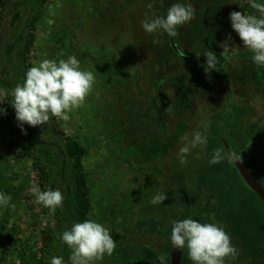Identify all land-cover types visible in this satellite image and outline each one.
<instances>
[{
  "label": "rangeland",
  "instance_id": "374dc122",
  "mask_svg": "<svg viewBox=\"0 0 264 264\" xmlns=\"http://www.w3.org/2000/svg\"><path fill=\"white\" fill-rule=\"evenodd\" d=\"M42 1L0 0V108L6 110L0 115V192L12 196L19 189L17 198L10 201L15 207L0 208V264H50L53 256H62L64 264H69L60 236L73 225L66 207L71 173L61 172L57 147L62 145V136L58 130L79 137L86 146L84 167L92 201L89 219L101 223L112 235L128 227L136 208L160 189L167 192L172 207L164 225L171 226L181 217L183 209L174 206L179 202L178 193L194 187L198 175L210 168L212 156L207 143L192 149L186 165L181 166V137L191 139L200 130L210 136L211 144H219L220 137L237 147L236 137L246 136L245 128L238 124L240 116L247 126L264 125V81L252 61L253 53L243 48L229 20L233 11L259 17L250 0ZM173 3L193 9V18L179 26L174 37L181 50L177 57L168 35L148 34L141 26L146 18L165 15ZM229 34V43L240 49L231 60H225L220 45ZM206 51L215 52L219 61L210 74L203 67ZM70 55L76 56L82 70L93 73L92 91L82 106L69 113L68 120L51 117L43 126L25 125L28 131L24 134L15 114L5 108L6 100L11 103V91L23 83L24 68ZM160 75L166 79L163 96L157 108H150L155 102L148 98L164 80ZM176 98L186 99V107L176 108L175 103L180 104ZM145 115L151 120L135 122ZM32 139L45 141L47 151L41 160L50 176L48 184L53 183L55 187L50 189L60 190L64 196L63 206L51 215L36 203L31 191L46 189L24 152ZM180 180L183 188L177 187ZM205 193L199 205L205 206L209 199L213 205L215 199L208 190ZM190 218L218 224L212 211L201 216L199 211L191 212ZM95 264L107 263L101 259Z\"/></svg>",
  "mask_w": 264,
  "mask_h": 264
},
{
  "label": "clouds",
  "instance_id": "9594fccd",
  "mask_svg": "<svg viewBox=\"0 0 264 264\" xmlns=\"http://www.w3.org/2000/svg\"><path fill=\"white\" fill-rule=\"evenodd\" d=\"M151 7V5H149ZM250 7L256 9L260 16L233 11L229 15L232 30L239 36L243 48L253 53L252 61L259 67H264V3L250 0ZM193 18L190 5L173 3L165 15L146 18L142 28L148 34L177 35V28L188 23ZM232 40L231 34L220 46L222 56L231 60L240 49ZM157 41H154L156 43ZM206 63L203 65L206 74L217 69L219 63L213 51L203 54ZM94 75L91 71L82 70L79 60L74 55L67 59L42 60L26 71L22 84H18L10 93L11 107L15 110L17 126L24 134L25 125L36 127L47 124L51 117L69 119V113L84 103L94 87ZM3 101H0L2 104ZM6 110L0 108V115ZM183 146L179 149V163L186 165L187 155L192 149L206 146L208 136L200 130H195L188 136L181 137ZM227 159L236 165L242 164L241 156H235L231 151L225 156L220 149H215L209 158V165H216ZM36 197V203L43 205L54 214L57 208L63 206L64 196L60 190L48 189L39 191L31 189ZM167 199L165 192L157 193L151 198L152 205H160ZM11 197L0 192V208L15 207L10 204ZM62 244L71 249L69 264H95L105 255L111 256L116 248V241L110 231L93 219L74 222L69 230L60 236ZM171 246L184 251L192 264H226L234 259L237 253L231 237L222 225L216 223H201L192 218L176 220L172 223L170 234ZM166 257H158L159 264H165ZM50 264H64V257L53 256Z\"/></svg>",
  "mask_w": 264,
  "mask_h": 264
},
{
  "label": "trees",
  "instance_id": "16d2710c",
  "mask_svg": "<svg viewBox=\"0 0 264 264\" xmlns=\"http://www.w3.org/2000/svg\"><path fill=\"white\" fill-rule=\"evenodd\" d=\"M42 3L44 4V0ZM1 37L0 33V41ZM28 42L29 39L25 43L24 52L28 49ZM170 48L175 57H177V52L174 51L171 44ZM255 66L260 78L264 81V67ZM26 71L24 68L23 73L26 74ZM188 74L187 72L186 76ZM184 75L182 74V76ZM159 78H162V75ZM167 79H172V77H167ZM165 80H161V82L164 83ZM3 84L8 83L4 82ZM4 97L7 99L6 96ZM160 99L156 89L155 95H151L148 98L151 102L153 100L155 102L150 108H157V101ZM176 100L180 103L179 105L175 103L176 108L183 109L186 107V99L181 100L176 98ZM6 101L5 108L15 114V110L11 107L10 102ZM141 107H146V105ZM245 109L246 107L243 106L242 114ZM139 119L151 120V117L149 115L141 116L135 122ZM238 124H241L245 128L246 136L242 138L236 137L235 141L238 148L233 147V149L236 152L246 149L245 158L248 166L264 185V125L257 126L248 123L247 126L243 123V116H240ZM26 131H28V128ZM58 133L62 136V145L57 147L62 159L61 172L68 170L71 173L70 185L67 188L66 207L73 223L83 222L89 219L92 211L89 174L84 167V159L87 156L88 150L79 137L71 136L63 130H58ZM230 135L234 137L235 133L231 131ZM209 139L210 136H208V150L210 154H213L215 149H220L227 156L223 145V139L227 140L226 138L221 139L219 137V144H211L212 140L209 141ZM227 142L229 143L228 140ZM37 143L40 144L39 147H37ZM45 145V141L32 139L31 142H28L24 146V152L32 159L33 165L38 169L39 176L41 177L42 186H45V190H48L50 187H55V185L53 183L48 184L50 176L41 160V154L47 151L44 149ZM181 182L180 180L177 187L182 186ZM207 190L209 191L207 194L215 199V201L213 205H209L211 204V199H209L208 204L206 203L205 206H201L199 205L200 199L206 195L205 192ZM183 191L185 189L181 190L182 193H178L180 196L179 202H176L174 205L176 210L183 209L181 217H178L177 220L190 217L191 212L195 213L199 211L200 216L208 214L211 211L214 212L219 225L224 227L233 242H238L235 244L237 245L235 246L236 249H242L240 253H236L234 258L236 263L252 264L253 262L250 263L248 261H250V258L255 253L254 247L259 240L262 243L264 240V204L261 198L246 185L233 163L225 159L219 164L211 165L208 170L198 175L193 188L186 192ZM163 192H165L167 197L163 204L152 205L150 203L151 198L157 193ZM18 193L19 189L10 196L12 201L17 198ZM153 196L143 206L136 208L135 216L129 222L128 227L119 232H113L112 238L116 241V248L113 255H105L103 257V262L107 264H131L135 261L137 264H159L158 257L164 256L166 257L165 264H170V252L172 250L170 234L172 225L166 227L164 223L168 219L172 207L168 204V194L164 189H160ZM259 224L260 228H257ZM233 237L235 238L233 239ZM70 250L64 244V253L68 257L71 253ZM187 257V250L185 249L181 264H189ZM245 259L248 261L245 262Z\"/></svg>",
  "mask_w": 264,
  "mask_h": 264
},
{
  "label": "water",
  "instance_id": "95a60500",
  "mask_svg": "<svg viewBox=\"0 0 264 264\" xmlns=\"http://www.w3.org/2000/svg\"><path fill=\"white\" fill-rule=\"evenodd\" d=\"M170 43L174 51L179 53V48L176 44V41L174 37L169 36ZM163 82L160 81L158 85V94L160 97H162V84ZM223 145L225 147L226 153L228 154L229 151H231L235 156H241L243 163L236 165L233 163L243 179V181L246 183V185L255 193L259 195L261 200L264 204V185L256 178L254 173L251 171L249 166L246 163V160L244 158V152H242L241 155H237L234 151V149L231 147V145L227 142V140L223 139ZM182 257H183V251L177 250L173 248L172 256H171V263L170 264H181L182 263Z\"/></svg>",
  "mask_w": 264,
  "mask_h": 264
},
{
  "label": "flooded vegetation",
  "instance_id": "af4514ba",
  "mask_svg": "<svg viewBox=\"0 0 264 264\" xmlns=\"http://www.w3.org/2000/svg\"><path fill=\"white\" fill-rule=\"evenodd\" d=\"M171 44V43H170ZM181 52V50L179 49V53ZM160 83V82H159ZM159 83H158V85H159ZM163 84L164 83H162L161 85H162V96H163ZM157 93H158V86H157ZM232 147V146H231ZM233 148V147H232ZM235 151V150H234ZM242 152H244V158H245V153H246V149H243L242 151H240V152H236L235 151V153L237 154V155H241L242 154ZM245 160H246V158H245ZM246 163H247V160H246ZM234 165V164H233ZM247 165H248V163H247ZM235 166V165H234ZM250 168V167H249ZM251 169V168H250ZM255 175V174H254ZM256 176V175H255ZM256 178L258 179V177L256 176ZM259 180V179H258ZM260 181V180H259ZM261 182V181H260ZM262 183V182H261ZM254 192V191H253ZM257 194V193H256ZM258 195V194H257ZM259 196V195H258ZM263 202V201H262ZM186 219V218H185ZM219 224V223H218ZM235 237H233V239H234ZM236 243H238V242H236V241H232V244L234 245V246H237V245H235ZM254 250H255V253H254V255L250 258V261H248V262H253L252 264H257L256 262H258L259 264H264V240H263V243L261 242V240H259L258 241V243H256V246L254 247ZM172 252H173V247H172V250H171V252H170V263H171V256H172ZM188 256V255H187ZM183 258V257H182ZM188 258V257H187ZM257 258H261V259H257ZM258 260V261H257ZM261 261H262V263H261ZM188 262H189V264H192V262L189 260V258H188ZM236 263V260L235 259H229V260H227L226 261V264H235Z\"/></svg>",
  "mask_w": 264,
  "mask_h": 264
}]
</instances>
